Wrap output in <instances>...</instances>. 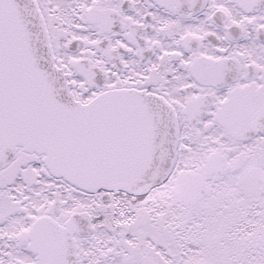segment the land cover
Listing matches in <instances>:
<instances>
[{"label":"snow or ice","instance_id":"obj_1","mask_svg":"<svg viewBox=\"0 0 264 264\" xmlns=\"http://www.w3.org/2000/svg\"><path fill=\"white\" fill-rule=\"evenodd\" d=\"M0 264H264V0H0Z\"/></svg>","mask_w":264,"mask_h":264}]
</instances>
